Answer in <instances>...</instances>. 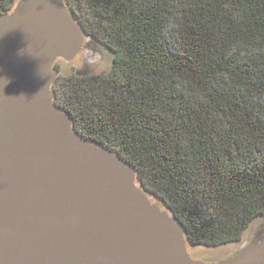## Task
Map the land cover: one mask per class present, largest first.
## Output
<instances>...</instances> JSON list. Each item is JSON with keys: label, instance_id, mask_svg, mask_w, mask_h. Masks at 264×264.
Masks as SVG:
<instances>
[{"label": "trees", "instance_id": "obj_1", "mask_svg": "<svg viewBox=\"0 0 264 264\" xmlns=\"http://www.w3.org/2000/svg\"><path fill=\"white\" fill-rule=\"evenodd\" d=\"M67 3L112 65L58 76L55 104L135 167L192 244L239 241L264 216V0Z\"/></svg>", "mask_w": 264, "mask_h": 264}, {"label": "water", "instance_id": "obj_2", "mask_svg": "<svg viewBox=\"0 0 264 264\" xmlns=\"http://www.w3.org/2000/svg\"><path fill=\"white\" fill-rule=\"evenodd\" d=\"M95 44L67 0L0 14V264H264V221L232 249L192 244L135 167L55 104L54 64Z\"/></svg>", "mask_w": 264, "mask_h": 264}, {"label": "rangeland", "instance_id": "obj_3", "mask_svg": "<svg viewBox=\"0 0 264 264\" xmlns=\"http://www.w3.org/2000/svg\"><path fill=\"white\" fill-rule=\"evenodd\" d=\"M59 1L62 2L63 0ZM95 45L94 48H92V45H88L87 49H83L81 53L71 61L58 60L53 67L56 71V77L70 74L96 75L108 73L112 65V54L109 53L102 44ZM263 221L264 217L255 219L249 225L242 238L237 242L230 243L229 248L232 249L236 247L240 243H243V240L251 236L256 230L259 231ZM227 250L229 249L227 248Z\"/></svg>", "mask_w": 264, "mask_h": 264}]
</instances>
